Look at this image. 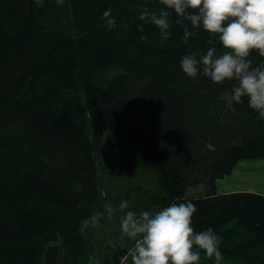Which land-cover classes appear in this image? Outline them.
Returning <instances> with one entry per match:
<instances>
[{
	"label": "trees",
	"instance_id": "obj_1",
	"mask_svg": "<svg viewBox=\"0 0 264 264\" xmlns=\"http://www.w3.org/2000/svg\"><path fill=\"white\" fill-rule=\"evenodd\" d=\"M137 6L163 7L0 0V264H91V235L80 227L105 209L99 159L113 140L134 147L161 185L159 195L129 197L149 195V205L163 207L191 201L194 230L222 237L223 259L264 264V195L217 191L240 160L264 158V118L247 97L234 110L218 99L234 81L183 73L180 60L205 53L209 33L185 21L196 35L184 43L173 12L161 42ZM109 7L114 29L105 27ZM249 59L264 63L255 51ZM194 186L204 194L190 195ZM118 251L117 263L127 250Z\"/></svg>",
	"mask_w": 264,
	"mask_h": 264
},
{
	"label": "clouds",
	"instance_id": "obj_2",
	"mask_svg": "<svg viewBox=\"0 0 264 264\" xmlns=\"http://www.w3.org/2000/svg\"><path fill=\"white\" fill-rule=\"evenodd\" d=\"M64 0H56L63 5ZM163 7L158 11L147 6H137L138 19L154 25L160 32L161 42L171 36L173 21L183 29L182 41L187 43L196 32L189 29L202 28L209 33L206 52L186 54L180 60V66L187 78L199 82L202 78L214 84L234 81L230 90L219 100L225 102L226 108L234 110L235 104H242L247 97L248 107L264 118V63L257 65L249 59L253 51L264 57V0H159ZM42 7L44 0H35ZM109 7L103 13L105 27L114 29L116 19ZM143 31V23L138 24ZM141 39H147L141 36ZM219 42L223 51L215 46ZM108 216L119 211L123 213L120 220L121 239H129L133 246L128 255L131 264H199L201 251L208 259L221 264L223 254L219 250L223 238L211 227L195 231L193 214L197 211L191 201L172 202L159 210H128L129 203L121 201L118 208L110 203L105 206ZM127 210V211H126ZM103 218L102 212H94L86 217L80 231L89 226L98 227Z\"/></svg>",
	"mask_w": 264,
	"mask_h": 264
},
{
	"label": "rangeland",
	"instance_id": "obj_3",
	"mask_svg": "<svg viewBox=\"0 0 264 264\" xmlns=\"http://www.w3.org/2000/svg\"><path fill=\"white\" fill-rule=\"evenodd\" d=\"M100 164V182L102 191L105 194V206L109 203L118 208L121 201H128L129 209L139 214L140 210L156 211L163 206L153 203L148 204L151 199L149 195H139L129 197V192H152L159 195L162 192L159 178L153 166L142 160L139 152L132 146L119 142L111 141L108 153L99 159ZM239 168L248 167L251 170L264 166V158H247L240 160ZM257 164V165H255ZM254 165V166H253ZM235 166V167H236ZM234 171V170H233ZM259 171V170H258ZM237 173V172H235ZM234 173H231V178ZM229 176V177H230ZM261 177L258 182L252 181L250 178L243 176L240 180L235 181L240 188L251 189L238 190L248 191L264 195V174H259ZM257 178V177H256ZM203 187L194 186L188 189L190 195H203ZM235 192V191H234ZM127 211V210H126ZM103 218L99 221L98 227H88L87 235H91L90 249H91V264H116L114 256L118 250H127L126 254L121 257L117 264H131V258L128 255L129 249L133 246V242L127 238L121 239L120 220L123 213L117 211L112 216H108L106 208L104 209ZM119 252V251H118ZM199 264H215L213 259H204ZM221 264H241L234 260L223 259Z\"/></svg>",
	"mask_w": 264,
	"mask_h": 264
},
{
	"label": "crops",
	"instance_id": "obj_4",
	"mask_svg": "<svg viewBox=\"0 0 264 264\" xmlns=\"http://www.w3.org/2000/svg\"><path fill=\"white\" fill-rule=\"evenodd\" d=\"M257 165V164H255ZM254 166V165H253ZM258 168H254L255 170H251L248 167H243L239 168V164L234 168V171L232 173H234L231 178V174L225 176L224 178L218 179L217 180V191L219 193H230V192H234V191H238V190H248V191H252L251 189H246V188H240V186H238V184L235 183V181L238 182V180H240L243 176H247L248 177V182L249 180L251 181L250 178H253L252 181L254 182H258L259 180H261L259 174L263 173L264 174V166H259L257 165ZM259 170V171H258ZM237 172V173H235ZM230 176V177H229ZM257 177V178H256ZM264 185V182L261 184L260 187H262ZM199 187H203V186H199ZM203 191V188H202Z\"/></svg>",
	"mask_w": 264,
	"mask_h": 264
}]
</instances>
